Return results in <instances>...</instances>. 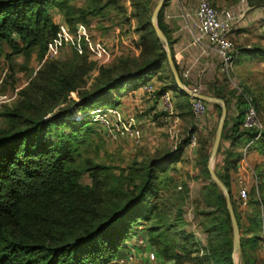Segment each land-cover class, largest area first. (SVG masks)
<instances>
[{
  "label": "trees",
  "instance_id": "1",
  "mask_svg": "<svg viewBox=\"0 0 264 264\" xmlns=\"http://www.w3.org/2000/svg\"><path fill=\"white\" fill-rule=\"evenodd\" d=\"M79 1L0 0V46L9 47L8 56L35 53L41 59L48 41L58 37L60 23L68 30H75L77 24L85 26L93 41L96 37H92L90 21L105 18L108 8L119 9L123 0ZM167 2L157 22L178 71L173 40L163 22ZM136 31L140 34L138 54L118 55L107 65L88 58L84 38L69 43L70 55L44 61L28 86L19 91L17 104L4 113L5 126L0 128V264H106L126 257L131 248L140 253L143 247L153 250L156 261L233 264L230 218L217 185L209 181L203 186L195 211L203 218L200 226L206 238L202 244L185 228L183 207L189 187L169 176L182 159L193 130L174 149L165 148L125 167L88 158L77 163L80 147L95 132V125L101 124L90 112L116 106L120 89H135L152 76L158 77L165 66L169 69L149 19ZM165 90L179 93L175 96L182 99L178 104L183 114L193 117L191 98L176 88L174 79L173 85L166 82L157 88ZM210 94L222 98L227 107L218 153L222 141L229 140L230 146L254 148L263 157L262 169L255 173L256 185L248 193L250 211L244 217L233 198L229 175L243 153L233 157L226 153L223 166L215 163L214 168L230 194L240 230L241 264H255L254 252L264 230V125L260 132L241 127L245 104L240 95L236 96L234 117L228 113L230 100L221 88L214 87ZM254 103L259 114L262 103L255 97ZM214 107L220 110L219 105ZM77 112L83 113L77 116ZM200 146L201 172L210 179L206 148ZM85 175L89 184L81 181ZM137 237L145 240L143 247L132 244Z\"/></svg>",
  "mask_w": 264,
  "mask_h": 264
},
{
  "label": "rangeland",
  "instance_id": "2",
  "mask_svg": "<svg viewBox=\"0 0 264 264\" xmlns=\"http://www.w3.org/2000/svg\"><path fill=\"white\" fill-rule=\"evenodd\" d=\"M210 1L218 9H231L233 12L234 20L231 34L236 48L235 57L238 58V61H234L232 64V77L235 83H229L226 80L220 81L219 86H216V88L223 90V93L230 100V107L232 109L238 95L237 90L234 89V85L247 88V92L251 93L262 103L260 108L263 111L258 114V117L264 125V0ZM157 2L158 0H123L121 3L122 8H108L105 18L99 20L97 18L92 19L90 21L91 30L94 32L92 37L96 38L93 41L88 40L87 47L86 49L84 48L88 58L94 60L97 64L107 65L118 55H137L139 52L137 47L139 41L138 35L140 34L136 31V28L141 26L145 19H149L150 22L152 10ZM188 3L190 9L195 10L197 0H188ZM134 5H136L137 9H135ZM59 19L58 17L55 18L56 21ZM99 25L101 26L99 27ZM75 31L76 28L74 30L70 27L65 34V38L59 40V43H56L54 46L50 45L55 39L49 40L41 59H38L35 53L31 55L18 53L8 56L11 51L9 47L6 44L0 46V128L5 126L4 113L11 110L17 104L19 101V91L28 86V83L34 78L35 72L40 68L42 63L47 60L64 59L70 55L71 44L69 43H73L76 40ZM75 43L77 44V42ZM49 47L50 49L56 48L57 52L55 56H49ZM214 54L215 67L217 68L215 71H218L219 60L217 54ZM170 72L168 67L165 66V69L158 77H166L167 82L173 85ZM94 73V71L91 72L88 78L89 81L92 80L91 76ZM219 74L223 77L221 73ZM185 86L191 89L190 86ZM202 90L203 92H197L211 95L204 92L208 91V87H203ZM177 94L179 93L172 91V95ZM101 106L105 107L107 105ZM82 113L77 112L76 114L77 116H81ZM97 113V111L92 110L90 115L93 116V119H97ZM219 115L220 113L216 116L214 126L206 137L204 134L198 132L197 127L199 123L194 124V119L190 115H186L183 121L176 125L177 133L174 135L169 132V123L156 122L152 124V120H150L149 123L151 124L148 127L138 126L141 130V137L138 141L116 135L115 130L112 128L114 125L110 121L109 123L101 122L103 126L101 124H94L97 129L91 134L89 140L80 147L81 156L77 163L80 165L84 159L88 158L96 163L125 167L134 160L140 161L165 148L174 149L182 139L187 137L190 129L193 131L196 129V144L193 147L186 146L182 159L175 164L177 168L169 176L177 179L179 183H185L189 187V197L186 199L183 207L184 218L186 220L185 228L193 232L197 240L204 244L206 235L200 226L203 218L196 215L195 211L200 206L203 186L210 179H207L201 172L202 168L199 164V154L201 151L199 148L201 144L205 145L206 151L204 154L207 153L208 161ZM123 121L126 122L124 119ZM259 159L262 158L259 157ZM215 163H217V156L213 163L214 168ZM250 180V183L246 185L248 193L252 183V179ZM81 181L84 184L90 183L86 175ZM235 194L237 195V192ZM237 208L242 217L248 213L247 208L246 210L245 208ZM144 243L145 240L143 239L142 241L140 237L132 240V244L134 245L143 247ZM151 251H153L151 248L145 249V247L142 248V251H139L140 253L130 250L129 252H132L133 256L132 259L130 258L131 260L126 261V264H160L155 258H150L149 260ZM236 259L241 264L240 255L236 256Z\"/></svg>",
  "mask_w": 264,
  "mask_h": 264
},
{
  "label": "crops",
  "instance_id": "3",
  "mask_svg": "<svg viewBox=\"0 0 264 264\" xmlns=\"http://www.w3.org/2000/svg\"><path fill=\"white\" fill-rule=\"evenodd\" d=\"M56 17L60 18L58 15H55L54 20ZM59 21L60 19L57 20V22ZM163 22L167 26L169 35L173 40L172 49L174 59L182 80L190 86L191 89L194 88L199 92H203L201 89L203 87H208V91L204 92L212 93L214 87L219 86L220 81L223 82L226 79H224L218 71H215L217 68L215 67L216 61L214 62V53H216L214 49L206 45L200 46L192 42V33L195 32L193 27L195 23V10L190 9L188 0H169L163 9ZM80 38H84L86 41L89 40L87 30L85 35ZM80 38L76 36V40ZM166 79H160L159 77L157 78V75H154L150 80H153L155 87L158 88L167 82ZM168 91L172 95V91ZM172 97V107L166 109L161 101L150 99L140 91L138 87L135 89L124 87L117 92L115 101L117 102L116 106L119 108L126 122L136 127H148L151 123L154 124L156 122L169 123V132L174 135L177 133L176 125L183 121L185 114H183L184 109L178 104L182 99L175 95H172ZM189 102L191 103V99H189ZM218 112L214 104L207 103V111L200 119L197 127L200 134H204L205 137L208 135L214 126ZM228 113L235 117V103L233 109L230 107ZM150 120H152L151 123H149ZM193 134L197 135L196 129ZM229 152L232 153L230 155L231 157L236 153H243L242 159L239 160L236 169H229V175L233 198L237 200H235L236 206L238 205L237 207L245 208V210L247 208V212H249L248 197L246 200H242L239 195V190L244 188L248 193L246 185L250 183V179H252L250 186L256 185L255 173L258 168L262 169L261 164L263 163V157L257 149H246L239 146L232 147L230 146L229 140H223L221 150L219 153L217 152L218 154L216 155L219 167L223 166L225 156L227 155L226 153ZM259 157L262 159H259ZM251 161H253V163H251ZM235 192H237V195ZM130 250L134 251L132 248ZM254 257L255 264H264V243H262V241L257 243ZM157 261L160 262V264H172V261Z\"/></svg>",
  "mask_w": 264,
  "mask_h": 264
},
{
  "label": "built area",
  "instance_id": "4",
  "mask_svg": "<svg viewBox=\"0 0 264 264\" xmlns=\"http://www.w3.org/2000/svg\"><path fill=\"white\" fill-rule=\"evenodd\" d=\"M234 15L231 9H218L215 7L210 0H197L195 9V23L193 25L195 32L192 33V42L200 46L206 45L216 52L218 56V71L223 75L229 83H235L232 77V64L234 63L236 57L235 43L232 38V25H233ZM58 37L55 38L50 46L59 43V40L65 38V34L68 31L64 23L59 24ZM76 36L82 37L85 35L86 29L83 25H76ZM82 39V38H80ZM79 40V39H77ZM205 41V43H204ZM56 48L48 50L49 56L56 55ZM138 89L142 91L152 100L161 101L166 109L172 107V95L169 91H157L152 80H146L142 82ZM234 89L237 90L238 95H240L245 104V110L242 117L241 127L246 129H254L258 132L263 130V124L258 117V113L254 103V96L245 91V87L242 88L240 85H234ZM194 91H197L193 88ZM97 120L103 123H110L114 125L112 127L115 130V134L127 138H131L138 141L141 137L140 128L134 126L129 122H124L121 112L118 107H106L101 109H96ZM207 111V103L200 99H191V112L194 119V124L199 123L200 119ZM112 121V122H111ZM121 123V124H119ZM102 124V123H101ZM103 125V124H102ZM196 144V137L192 134L188 141V146L193 147ZM239 195L242 200H246L248 197L247 190L241 188L239 190ZM262 243H264V230L261 233ZM132 252L127 253L126 257L110 261L106 264H126V261L132 259ZM149 260L156 258L155 254L150 252ZM131 258V259H130Z\"/></svg>",
  "mask_w": 264,
  "mask_h": 264
},
{
  "label": "water",
  "instance_id": "5",
  "mask_svg": "<svg viewBox=\"0 0 264 264\" xmlns=\"http://www.w3.org/2000/svg\"><path fill=\"white\" fill-rule=\"evenodd\" d=\"M165 2H167V0H158V2L156 3V5L154 6V8L152 10L151 17H150V23H151V26H152V29L155 33L156 38L158 39L160 44L163 46V48L166 52L169 70L171 71V73L173 75L174 84H175L176 88L179 89L180 91H182L183 93H185L191 99H200L206 103L217 104L220 106V115H219V119L217 122L213 142H212L210 152H209V156H208L207 169H208V172L210 175V181L217 185L218 189L220 190V192L223 194V196L225 198V204H226V208H227V211L229 214L230 224H231V229H232V253H231L232 261H233V264H239L237 259H236V256L240 255V230H239V226H238V223H237V220L235 217V213L233 210L229 191H228L227 187L225 186V184L217 176V174L215 173L214 167H213V163H214V160L216 158V155H217V152L219 149V145L221 142L223 127H224L226 114H227V107H226L225 101L222 98L194 91L193 89H190L187 86H185L184 82L182 81V79H181V77H180V75H179V73L175 67V64L173 62L170 47L168 44V40H167L165 34L159 28L158 22H157L159 12L163 8Z\"/></svg>",
  "mask_w": 264,
  "mask_h": 264
}]
</instances>
